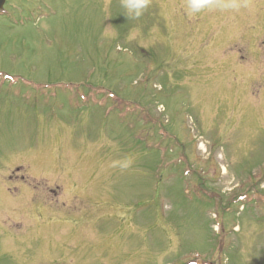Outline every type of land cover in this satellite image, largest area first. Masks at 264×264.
Instances as JSON below:
<instances>
[{
	"label": "rangeland",
	"instance_id": "obj_1",
	"mask_svg": "<svg viewBox=\"0 0 264 264\" xmlns=\"http://www.w3.org/2000/svg\"><path fill=\"white\" fill-rule=\"evenodd\" d=\"M221 2L10 0L0 264H264V0Z\"/></svg>",
	"mask_w": 264,
	"mask_h": 264
},
{
	"label": "clouds",
	"instance_id": "obj_2",
	"mask_svg": "<svg viewBox=\"0 0 264 264\" xmlns=\"http://www.w3.org/2000/svg\"><path fill=\"white\" fill-rule=\"evenodd\" d=\"M151 0H121L127 18L138 19L149 8ZM237 3H222L221 0H185L184 8L189 16L214 9H238ZM135 38V32L129 39Z\"/></svg>",
	"mask_w": 264,
	"mask_h": 264
},
{
	"label": "flooded vegetation",
	"instance_id": "obj_3",
	"mask_svg": "<svg viewBox=\"0 0 264 264\" xmlns=\"http://www.w3.org/2000/svg\"><path fill=\"white\" fill-rule=\"evenodd\" d=\"M10 5V0H0V21L4 19L8 10L7 7H10Z\"/></svg>",
	"mask_w": 264,
	"mask_h": 264
},
{
	"label": "trees",
	"instance_id": "obj_4",
	"mask_svg": "<svg viewBox=\"0 0 264 264\" xmlns=\"http://www.w3.org/2000/svg\"><path fill=\"white\" fill-rule=\"evenodd\" d=\"M239 200H240V199L236 197L235 201H236V202H239ZM232 202H233V201H232Z\"/></svg>",
	"mask_w": 264,
	"mask_h": 264
}]
</instances>
